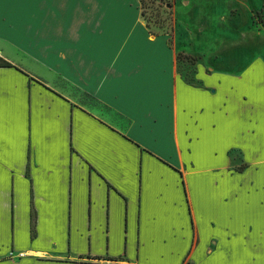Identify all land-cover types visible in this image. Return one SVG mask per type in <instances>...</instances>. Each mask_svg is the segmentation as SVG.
<instances>
[{
  "label": "crops",
  "instance_id": "obj_1",
  "mask_svg": "<svg viewBox=\"0 0 264 264\" xmlns=\"http://www.w3.org/2000/svg\"><path fill=\"white\" fill-rule=\"evenodd\" d=\"M199 34L141 0H0V264H264V65Z\"/></svg>",
  "mask_w": 264,
  "mask_h": 264
},
{
  "label": "rangeland",
  "instance_id": "obj_2",
  "mask_svg": "<svg viewBox=\"0 0 264 264\" xmlns=\"http://www.w3.org/2000/svg\"><path fill=\"white\" fill-rule=\"evenodd\" d=\"M225 1L228 7L223 6L222 0H199L187 12L190 6L186 7L182 0H142L141 9L150 31L168 35L171 43L175 35L187 39L189 35L200 33L196 42L198 49L218 50L227 57L230 66L244 68L251 62L264 65V0ZM212 3V9L206 7ZM219 12H223L225 20L218 19ZM200 59L178 54L180 71L188 81H192L194 66ZM74 95L81 104L107 113L89 96L77 90Z\"/></svg>",
  "mask_w": 264,
  "mask_h": 264
},
{
  "label": "trees",
  "instance_id": "obj_3",
  "mask_svg": "<svg viewBox=\"0 0 264 264\" xmlns=\"http://www.w3.org/2000/svg\"><path fill=\"white\" fill-rule=\"evenodd\" d=\"M141 5H142V0H141ZM143 15V14H142ZM148 26V25H147ZM148 28H149V26H148ZM150 29V28H149ZM153 33V32H152ZM153 34H155V33H153ZM177 59H178V57H177ZM0 66H12L10 63H8V62H6V61H0Z\"/></svg>",
  "mask_w": 264,
  "mask_h": 264
},
{
  "label": "snow or ice",
  "instance_id": "obj_4",
  "mask_svg": "<svg viewBox=\"0 0 264 264\" xmlns=\"http://www.w3.org/2000/svg\"><path fill=\"white\" fill-rule=\"evenodd\" d=\"M186 264H187V262H186Z\"/></svg>",
  "mask_w": 264,
  "mask_h": 264
}]
</instances>
